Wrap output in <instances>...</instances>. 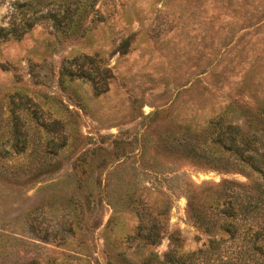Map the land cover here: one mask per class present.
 Listing matches in <instances>:
<instances>
[{
	"label": "rangeland",
	"instance_id": "1",
	"mask_svg": "<svg viewBox=\"0 0 264 264\" xmlns=\"http://www.w3.org/2000/svg\"><path fill=\"white\" fill-rule=\"evenodd\" d=\"M0 27V264H158L173 231L182 253L212 239L197 193L249 201L245 173L190 149L213 119L264 129V0H0ZM79 55L107 90L62 82ZM143 209L157 245L130 239Z\"/></svg>",
	"mask_w": 264,
	"mask_h": 264
},
{
	"label": "trees",
	"instance_id": "2",
	"mask_svg": "<svg viewBox=\"0 0 264 264\" xmlns=\"http://www.w3.org/2000/svg\"><path fill=\"white\" fill-rule=\"evenodd\" d=\"M9 33L0 27V37ZM128 44V39L122 41L120 51L124 52ZM67 76L85 78L96 91L104 92L113 73L100 64L97 55H79L62 66V82ZM194 139L190 149L193 155L209 159L213 165L228 163L245 173L256 190L248 202L230 181L213 185L206 194L197 193L189 200L190 214L204 232L213 235L212 239L204 248L182 253L184 239L173 231L169 234L172 247L158 264H264V129L254 126L252 132H243L239 125L218 118L211 120ZM129 199L135 201L133 197ZM145 212L138 210L140 225L130 239L141 238L146 244L157 245L165 224L159 216L145 219ZM165 213L166 210L161 211L160 216Z\"/></svg>",
	"mask_w": 264,
	"mask_h": 264
}]
</instances>
